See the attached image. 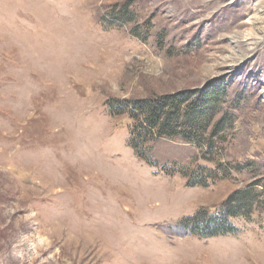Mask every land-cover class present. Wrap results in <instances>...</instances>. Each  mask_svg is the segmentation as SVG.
I'll return each instance as SVG.
<instances>
[{
	"label": "rangeland",
	"instance_id": "obj_1",
	"mask_svg": "<svg viewBox=\"0 0 264 264\" xmlns=\"http://www.w3.org/2000/svg\"><path fill=\"white\" fill-rule=\"evenodd\" d=\"M217 84L199 141L130 113ZM0 264H264V0H0Z\"/></svg>",
	"mask_w": 264,
	"mask_h": 264
},
{
	"label": "trees",
	"instance_id": "obj_2",
	"mask_svg": "<svg viewBox=\"0 0 264 264\" xmlns=\"http://www.w3.org/2000/svg\"><path fill=\"white\" fill-rule=\"evenodd\" d=\"M220 87L217 84L208 90L183 91L160 95L138 104L131 103L132 105H129L132 108L130 113L133 116L137 114L142 116V121L138 123V130L144 131L145 134L156 137L178 136L185 142L199 141L205 135L214 118L216 107H212V104L217 99ZM221 123H214L210 128L211 132L216 134ZM212 136L209 134L211 137L209 140H212ZM135 145L138 146L137 143ZM135 148L137 147L134 146ZM135 152L139 158H143L137 149ZM253 199L254 194L251 190L237 191L222 204L219 216L207 217L203 213L188 217L181 225L203 237L223 231L231 232V228L226 222L227 215L233 217L249 210Z\"/></svg>",
	"mask_w": 264,
	"mask_h": 264
}]
</instances>
